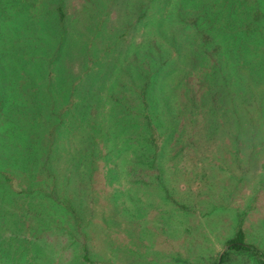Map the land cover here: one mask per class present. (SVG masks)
Wrapping results in <instances>:
<instances>
[{
    "label": "rangeland",
    "instance_id": "rangeland-1",
    "mask_svg": "<svg viewBox=\"0 0 264 264\" xmlns=\"http://www.w3.org/2000/svg\"><path fill=\"white\" fill-rule=\"evenodd\" d=\"M4 1L10 24L22 15L20 23H37L31 28L48 40L55 39L48 27L60 32L49 16L56 0ZM211 6L226 7L213 33L200 26ZM68 7L72 31L80 32L70 52L80 49L85 60L63 90L59 78L40 85L41 59L49 66L58 49L47 42L48 58L40 51L22 70V111L14 96L6 110L17 120L34 106L40 85L55 118L64 116L88 65L106 79V100L119 80L109 71L128 69L120 94L127 109L92 103L91 124L66 136L46 124L37 169L33 160L15 164L0 150V264H214L240 222L246 243L264 254V0H68ZM16 28L8 34L19 44L18 57L12 51L17 61L30 57V42ZM146 34L154 52L142 46ZM248 41L259 53L241 59ZM127 42L140 50L132 65L120 62ZM4 48L0 39V57ZM256 68L261 81L250 77ZM163 70L145 110L136 90L142 77ZM2 86L1 80L0 101ZM33 126L31 115L17 127L12 120L0 124L7 154L23 153ZM229 264L259 263L234 254Z\"/></svg>",
    "mask_w": 264,
    "mask_h": 264
},
{
    "label": "trees",
    "instance_id": "trees-1",
    "mask_svg": "<svg viewBox=\"0 0 264 264\" xmlns=\"http://www.w3.org/2000/svg\"><path fill=\"white\" fill-rule=\"evenodd\" d=\"M212 1L213 0H211V2ZM4 3H5L4 0H0V9L1 10L3 9V11L0 13V36H1L0 39L4 42V46H5L4 48L5 53L0 57V75H1L0 81L2 80L3 84L5 85L4 87L2 86V89L4 90V94L2 96L3 101H0V124L2 123L4 124L12 120L14 122V126L17 127V123H20L21 120H23L27 115L28 116L31 115L32 120L34 122V126L31 127L30 129L28 143L25 145V148L21 155L13 156L12 153L11 155L7 154V151L4 148H2V146L8 147V145H2V146L0 145V150L2 149L1 152L4 153L6 157H8L10 160H12V162L14 161L13 163L15 164L19 163L20 165H23L25 163L27 166V164L30 163V161L28 160H33L34 167H36L37 169V166H38L37 163L39 161V150H40L37 144L41 142L44 134L47 133L48 129L45 125L48 124L52 127H55L57 125L58 127L56 129V132L61 130L59 134H62L63 132L64 135L66 136L67 133L71 132L72 130H76V129L79 130L84 122L86 123V126L88 123L91 124L90 119L88 118L90 117V110L92 109L91 107L92 103H96L100 107L102 106L107 107V103H110L115 107H119L120 111L122 109L123 110L127 109V106L122 104L123 102L120 101V94L121 92H123L121 91L122 88L124 89V81L130 78L129 76L131 74L128 71V69H124V68L121 70L120 73H116V74L112 70L109 71L112 77L116 75V78H118L119 80H118L117 86L115 85L113 87L116 93L115 94H113V92L108 93L109 100L108 98L106 100V96L104 95V90H103L106 79L105 78L101 79L99 75V70L95 69V67L88 65L87 67H85V72H86L84 75L85 81H82L81 85L79 86H74L72 90L73 93L70 96V101H71L72 95L75 96L74 101L76 104L74 103V105L71 107V110L70 109L67 110V114H65L64 116L59 117L58 119L55 118V114H54L55 110L51 111V109L48 108L49 103L52 104L50 100V96H48L45 93L43 94V88L40 85H43L44 81L49 82V79H50V83L53 84L54 81L59 78L61 80H60V83L58 84H59V87L61 88L60 90H63L62 88L68 82L67 78L70 79L73 76V74L76 73L75 66L77 64V61L85 60L84 55L86 54L80 49H77L73 55L70 52V44L73 40V36L80 32L72 31V22L69 18L70 14H69L68 0H56L52 4L50 15L48 14L49 16L52 17L51 20H53L51 26L52 27L57 26L58 28H60V32L57 30L55 32L54 28L50 29L45 24L44 20L40 23L43 26L46 25L48 27L49 29L48 34L55 38L52 40H48L47 38H45L44 35L40 36L39 35L40 33H38L37 30L31 28L33 26H37V23L31 22V25L29 27L27 26L28 24L24 25L23 23H20V21L23 22L22 15L17 17L16 19L12 18L13 23L10 24L11 19L9 18L11 17H8L10 16L9 15L10 13L6 8L3 7ZM212 6L214 8V5ZM212 6L207 11L206 17L204 16L206 20H204V23L200 25L201 27H204L206 29L208 28L207 30L209 31V33H213L214 24L221 22L222 17L225 16V10H226V7H222V9L220 7L218 10H215L212 8ZM231 9H232V6H231ZM229 16H233V18L235 19L233 14H230ZM18 23H20L21 26L20 28L17 29L16 26H18ZM195 23L196 21L194 20L192 23H189V25L187 24L186 28L193 29L197 24ZM10 27L16 28L18 30V33L21 34V37L30 42V45L26 48V50H29L30 52L28 54L30 57L28 56L23 57L22 55H19L18 60L17 61L15 60L14 54H16L18 57L19 44L18 46L13 44V37L9 36L8 34L9 32L11 33L9 29ZM146 37H147V34L145 35V38H144L146 40L143 39L142 46L144 48H147V52H154L153 49L148 48L150 44L149 42L152 38L147 39ZM246 38H247V33H246ZM37 39L42 42V45H40L39 43H36ZM54 40H56V45H54L53 43ZM47 42H49L50 45H52V47L58 46L57 47L58 49L56 51V53L58 52L60 54V56H58V59H57L58 64H55L56 53L52 54L50 58L51 62L49 63V66H48L47 59L45 58L41 59L43 80L40 82V85L36 83V86L38 85L39 89L32 97L33 99L32 102L34 106L29 111L26 109V107H24L25 113H19L18 119L14 120V116L11 115V113H9L6 110L4 104L5 102L9 101L11 96H14L16 98L12 97L11 99H14L16 105H18L17 111H22L23 104H24V93H23L24 91L22 92V86L20 85V80L23 77L22 70L26 72L28 70V66L31 68L33 64L36 63L35 59L32 60V57H34L35 55H38L40 51L42 52L44 57L48 58L47 50L43 52L44 50L43 45L44 44L46 45ZM249 43L250 41H248V43L243 42L241 46L242 48V54L240 55L241 59L245 58L246 56H249L250 53H253L254 55L259 53V49H257V47H255L253 51H251V49L249 50L248 49ZM12 44H13V49H12ZM133 48H134V45L130 44L129 42H127L126 44H122V46H120L118 51L122 54L125 53L124 55L128 54L126 56V59H123V60L120 59V62H123L127 65H132V62H130L131 57L133 59L135 56H138L140 52L139 49L135 51L136 49H133ZM244 48H247L249 51L247 49L244 50ZM143 50L144 49H142V51ZM12 51L14 54L12 53ZM244 52H247V53H244ZM243 54H246V55L243 56ZM27 57L30 59L25 60L24 58H27ZM59 59H61V61H59ZM250 63L251 62H249V64ZM67 66L70 67V70H66ZM47 71H49V73H46L45 75V72ZM259 71H260L259 68H256L255 70L251 71L253 73H250V77L252 79L257 78L259 81H261L262 76H259L258 74ZM166 75L167 74L163 70V71H158V72L156 71L155 76L149 74V75H145L144 77H142L143 84L140 87V89L136 90V92L139 90L140 98L142 99L145 105V110L149 109L148 99L150 98L149 92L151 89H153L152 85L153 84L156 85L157 83L156 80H158V77L161 78L162 80L165 78ZM29 76L31 77L32 81L34 80L32 82L34 83L36 81L34 73L31 74V72H29ZM105 77L107 78V73ZM120 79H122L121 83H120ZM64 80H65L64 85L63 84L60 85L61 83L64 82ZM85 88H88L89 92L87 91L86 93ZM51 114L53 117L51 116ZM129 117H131V115H126L125 118L129 119ZM143 117L147 119L148 124L146 125L147 126L149 125L150 127L152 123L151 121L152 119L150 115L148 114L145 115L143 113ZM258 119L260 123L261 115L259 116ZM84 128H86L85 130L88 129V127H83L82 129ZM5 175L6 177H8L7 179L10 178L9 175L7 174ZM245 240H246L245 234L243 232L242 225L240 222L236 229L235 236L231 240L228 241V245L229 246L231 245V247L221 257L220 264H229L231 257L234 254H247L248 256L255 258L259 264H264V254L255 246L247 244ZM219 258L214 264H219L218 263Z\"/></svg>",
    "mask_w": 264,
    "mask_h": 264
},
{
    "label": "water",
    "instance_id": "water-1",
    "mask_svg": "<svg viewBox=\"0 0 264 264\" xmlns=\"http://www.w3.org/2000/svg\"><path fill=\"white\" fill-rule=\"evenodd\" d=\"M230 247H231V245H230ZM230 247H228L222 254H221V257L223 256V254L230 248ZM221 257H220V259H219V261H218V263L220 264V262H221Z\"/></svg>",
    "mask_w": 264,
    "mask_h": 264
}]
</instances>
